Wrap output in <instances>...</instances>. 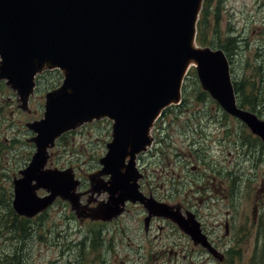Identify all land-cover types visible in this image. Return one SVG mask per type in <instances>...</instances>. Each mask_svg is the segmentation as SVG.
<instances>
[{"label":"rangeland","instance_id":"1","mask_svg":"<svg viewBox=\"0 0 264 264\" xmlns=\"http://www.w3.org/2000/svg\"><path fill=\"white\" fill-rule=\"evenodd\" d=\"M210 12L207 39L223 47V38L231 36L234 45L226 46L233 84L236 89L243 84L242 94H236L246 103L242 109L263 123L264 0H212ZM252 68L260 74L251 76ZM190 73L183 82L188 90L182 93L189 104L158 118L152 146L137 165L144 172L141 191L156 202L172 204L178 198L189 205L208 245L194 241L176 219L150 215L141 206L129 204L111 220L99 217L112 211H104L108 194L95 191L97 182L108 180L100 160L113 139V124L104 119L77 125L46 149L43 170L61 172L63 177L54 182L76 181L75 197L58 193L42 218H26L39 229L36 234L28 230L21 242L4 241L11 236L4 235L1 248L21 249L23 256L16 258L23 264H264L263 142L247 124L222 111ZM36 81L23 103L0 77V214L8 211L2 199L11 208L14 182L36 153V134L26 125L43 119L46 95L61 89L63 75L44 70ZM190 159L208 163L220 174H208L202 165L191 171ZM213 176L220 186L204 189L203 179ZM36 195L44 198L50 192L37 189Z\"/></svg>","mask_w":264,"mask_h":264},{"label":"water","instance_id":"2","mask_svg":"<svg viewBox=\"0 0 264 264\" xmlns=\"http://www.w3.org/2000/svg\"><path fill=\"white\" fill-rule=\"evenodd\" d=\"M201 1L0 0V77L25 103L38 73L58 69L63 75L61 89L46 95L43 119L26 125L36 134V153L14 182L17 215L32 218L58 193L75 197L76 181H64L69 188L54 182L61 172L43 170L46 149L77 125L107 118L113 139L100 164L109 178L97 182L95 191L108 194L104 211H112L99 217L111 220L127 202L138 203L150 215L176 219L194 241L208 245L192 215L185 219L139 191L142 175L135 166L137 155L151 145L154 122L179 103L191 63L202 88L264 143V122L236 107L224 54L194 45ZM42 188L50 196L39 198Z\"/></svg>","mask_w":264,"mask_h":264},{"label":"trees","instance_id":"3","mask_svg":"<svg viewBox=\"0 0 264 264\" xmlns=\"http://www.w3.org/2000/svg\"><path fill=\"white\" fill-rule=\"evenodd\" d=\"M207 24H208V22H207V6H205V8H202V10H201V12L199 14L198 22H197V42L199 43L200 46H203V47H212V48L221 49L227 55V53L229 51V48H227V46L230 45L231 43H232V46L234 45L233 39L231 38V36H226L225 38H223V41H222L223 44H224L223 47L215 45L214 41H210V40L207 39V34H206L207 28H208ZM229 42H230V44H229ZM55 72H57V71H55ZM259 74L260 73H258L257 75H259ZM186 89L188 90V88H184V93L187 92ZM234 90H235V92H237L236 91L237 89L235 88V86H234ZM201 95H203L202 92H201L200 96L197 99H200ZM185 96L186 95H183L182 103H180L179 105H176V106H171L170 108H174V109L180 110L181 108L187 107V105L189 104V98H187V96L186 97ZM237 99H238L237 100V104H238V106L240 108H244V106L246 107V103L245 102L243 103V101L240 100L238 95H237ZM251 105L252 104L250 103V106ZM170 108H167L163 112L162 115H164L166 112L170 111ZM260 149H261V151L264 150L263 147H261ZM1 201H5L6 202L5 206L8 207V211L6 213H4V214H0V241H1V239H2V237L4 235H11L10 237H5L4 236L3 237L4 241L11 240L12 238H15L16 240H18V242H21V240H23L26 237L27 233L29 234L31 231H33V233L36 234V231L39 230L37 227L31 226L30 225L31 222H29V220H26V219H24L22 217H18L17 215H15L12 212V208H10L9 204L7 203V201L5 199H2ZM41 218H42V216H41ZM39 220H41V219H39ZM28 230L30 232H28Z\"/></svg>","mask_w":264,"mask_h":264},{"label":"flooded vegetation","instance_id":"4","mask_svg":"<svg viewBox=\"0 0 264 264\" xmlns=\"http://www.w3.org/2000/svg\"><path fill=\"white\" fill-rule=\"evenodd\" d=\"M251 72L253 73L251 76H254V75H257L258 73H260V72H258V68H252ZM259 83L263 84L262 81ZM242 86H243V84L238 86V88H237V91L239 92V94H241L240 92H241ZM189 162H191V163H189L191 171H197L199 169L200 165H202V170H205L208 174L212 173V172L216 173L217 175L220 174L219 172H217L213 168L209 167L208 163H205L201 160L200 161L196 160V164H194L192 159H190ZM199 163H201V164H199ZM143 176H144V172H143ZM214 180H215L214 176L211 177L210 179L204 178L202 181L203 188L207 189V186H208L210 189H216L215 188L216 186L219 187L220 185L213 183ZM205 182H206V184H205ZM194 188H195V186H194ZM173 198H176V195H173ZM171 208H173V209L177 208L181 215H185L189 212V210H191L189 205L185 204L182 200H180V202H179L178 198L176 200L172 201ZM195 215H196V213H195ZM17 256H21V257L23 256L21 249L7 248V249L3 250L1 248V243H0V264H23L21 259H19L20 261L17 260V258H16Z\"/></svg>","mask_w":264,"mask_h":264}]
</instances>
